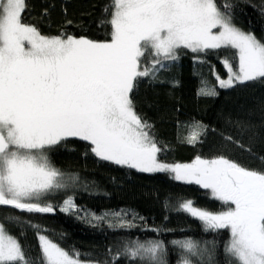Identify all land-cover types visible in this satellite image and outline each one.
<instances>
[{
	"label": "snow or ice",
	"instance_id": "snow-or-ice-1",
	"mask_svg": "<svg viewBox=\"0 0 264 264\" xmlns=\"http://www.w3.org/2000/svg\"><path fill=\"white\" fill-rule=\"evenodd\" d=\"M25 10L26 0H0V206L53 212L43 201L64 187V174L47 152L76 137L90 142L103 160L140 172H170L177 181L210 189L225 206L220 212L200 209L190 200L179 209L205 230L230 231L224 249L230 264H264V171L225 157H197L184 165L159 161L151 126L136 113L130 95L139 78H155L166 61L179 59L181 49L197 54L236 50V69L225 61L231 75L220 82L223 87L264 78V43L233 25L216 0H112L106 17L110 39L102 42L42 35L23 23ZM73 208L69 198L60 211ZM39 239L40 264H82L79 253ZM174 243L182 251L180 264H205L204 254L211 255L207 246L202 249L190 239ZM164 251L163 242H136L116 253L113 264L121 256L136 264H165ZM0 264H35L2 222Z\"/></svg>",
	"mask_w": 264,
	"mask_h": 264
},
{
	"label": "trees",
	"instance_id": "trees-1",
	"mask_svg": "<svg viewBox=\"0 0 264 264\" xmlns=\"http://www.w3.org/2000/svg\"><path fill=\"white\" fill-rule=\"evenodd\" d=\"M216 3L233 25L264 43V0ZM111 6L112 0H26L22 21L48 37L71 35L102 42L110 39L106 17ZM225 61L235 70L236 50L197 54L181 49L179 59L166 61L155 78H139L130 95L136 113L151 126L159 161L184 165L197 157H225L264 171V78L222 88L220 81L230 77ZM92 147L70 137L47 152L51 164L64 174V187L43 201L53 212L0 206V222L19 240L29 261L40 264L39 237L44 236L69 254L79 253L82 264H113L116 253L136 242H163L165 264H180L182 251L174 242L189 239L202 249L207 246L211 255L204 254L205 264H230L224 251L230 232L205 230L201 221L179 209L182 201L190 200L209 212L223 210L207 189L177 181L170 172H140L103 160ZM69 198L75 209L60 211ZM115 264L136 262L121 256Z\"/></svg>",
	"mask_w": 264,
	"mask_h": 264
},
{
	"label": "rangeland",
	"instance_id": "rangeland-1",
	"mask_svg": "<svg viewBox=\"0 0 264 264\" xmlns=\"http://www.w3.org/2000/svg\"><path fill=\"white\" fill-rule=\"evenodd\" d=\"M216 31H219V29H213V32H216ZM231 75V74H230ZM230 78V77H229ZM228 80V79H227ZM227 80H221V81H227ZM220 81V82H221ZM237 81H233V85L236 83ZM220 86H221V84H220ZM222 88H230V87H223V86H221ZM156 173H163V172H156ZM208 191H209V196L211 197V198H213V196H212V194H211V190L210 189H207ZM214 199V198H213ZM72 201L74 202V200L72 199ZM75 208H73V209H71V210H74ZM71 210H69V211H71ZM68 212V211H67ZM221 230V229H220ZM226 230V229H225ZM228 230V229H227ZM229 231V230H228ZM230 232V231H229Z\"/></svg>",
	"mask_w": 264,
	"mask_h": 264
}]
</instances>
